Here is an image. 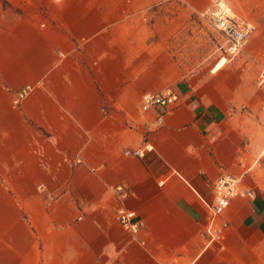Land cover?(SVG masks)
Returning <instances> with one entry per match:
<instances>
[{
    "label": "crops",
    "instance_id": "obj_1",
    "mask_svg": "<svg viewBox=\"0 0 264 264\" xmlns=\"http://www.w3.org/2000/svg\"><path fill=\"white\" fill-rule=\"evenodd\" d=\"M48 1L0 0V264L263 263L258 172L225 210L222 263L206 233L214 182L247 172L229 97L169 89L139 0ZM167 90L178 101L157 128L142 97ZM120 210L144 225L126 230Z\"/></svg>",
    "mask_w": 264,
    "mask_h": 264
},
{
    "label": "rangeland",
    "instance_id": "obj_2",
    "mask_svg": "<svg viewBox=\"0 0 264 264\" xmlns=\"http://www.w3.org/2000/svg\"><path fill=\"white\" fill-rule=\"evenodd\" d=\"M42 1L49 7L48 0ZM221 1L236 15L231 19L256 27L247 46L236 55L227 52V37L217 25L219 17L215 12ZM138 3V20L145 26L144 40L159 46L169 57V89L187 82L194 92L206 90L228 96L225 126L240 155L235 165L245 166L240 173L247 170L242 181L250 180L256 172L264 177V83H261L264 0H139ZM222 57L228 61L214 70ZM223 244L216 245L221 263V256L228 252ZM234 264L242 263L236 259Z\"/></svg>",
    "mask_w": 264,
    "mask_h": 264
},
{
    "label": "built area",
    "instance_id": "obj_3",
    "mask_svg": "<svg viewBox=\"0 0 264 264\" xmlns=\"http://www.w3.org/2000/svg\"><path fill=\"white\" fill-rule=\"evenodd\" d=\"M217 25L227 37V52L236 55L241 53L249 43L254 31L255 25L251 23L240 24L231 18H217ZM261 83H264V72L261 74ZM32 88H25L16 92L14 96V104L19 106L26 99ZM178 95L169 91L164 93H148L142 97V106L146 110L157 111V128L164 124V116L170 112L176 102ZM130 153V152H128ZM136 155H143L142 152L136 150ZM118 189L123 190V187ZM214 201L210 204L209 222L206 233L212 244H220L225 238L226 231L230 227V221L225 217V210L230 206L233 198L252 197L253 193L247 190L242 183V176H237L231 172L222 174L213 184ZM137 217L134 211L120 210L118 219L126 230L137 232L144 224Z\"/></svg>",
    "mask_w": 264,
    "mask_h": 264
},
{
    "label": "bare ground",
    "instance_id": "obj_4",
    "mask_svg": "<svg viewBox=\"0 0 264 264\" xmlns=\"http://www.w3.org/2000/svg\"><path fill=\"white\" fill-rule=\"evenodd\" d=\"M218 10L217 12H215L216 16H218L219 18H230V17H236V15L233 14L232 10L230 7H228L223 1L219 2L218 5ZM228 60L226 59V57H222L218 63L216 64L215 69L222 67L223 65H225V63Z\"/></svg>",
    "mask_w": 264,
    "mask_h": 264
}]
</instances>
